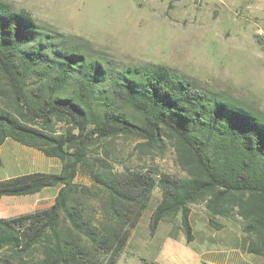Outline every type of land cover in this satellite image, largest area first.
Instances as JSON below:
<instances>
[{
    "label": "trees",
    "instance_id": "16d2710c",
    "mask_svg": "<svg viewBox=\"0 0 264 264\" xmlns=\"http://www.w3.org/2000/svg\"><path fill=\"white\" fill-rule=\"evenodd\" d=\"M122 133L153 147L164 135L173 139L186 176L157 172L155 180L90 159L95 137ZM6 138L59 158L63 168L0 182V195L60 185L50 207L0 219V254L7 252L0 264H29L24 256L33 250L32 264H115L154 185L160 199L152 228L179 212L190 240L189 205L203 201L212 217H240L244 247L264 255L263 118L166 65L120 68L88 55L0 0V144ZM80 165L92 185L75 181ZM99 192L102 224L86 202Z\"/></svg>",
    "mask_w": 264,
    "mask_h": 264
},
{
    "label": "rangeland",
    "instance_id": "374dc122",
    "mask_svg": "<svg viewBox=\"0 0 264 264\" xmlns=\"http://www.w3.org/2000/svg\"><path fill=\"white\" fill-rule=\"evenodd\" d=\"M3 1L63 34L88 55L120 68L166 65L264 119V0ZM89 151L92 161L105 160L112 172L141 171L155 180L157 172L186 176L177 164L174 140L166 135L155 147L134 133L95 137ZM75 181L92 185L82 165ZM100 194L86 200L96 224L106 219ZM159 199L154 185L145 202ZM37 257L33 250L24 260L32 264ZM10 260L9 264H26Z\"/></svg>",
    "mask_w": 264,
    "mask_h": 264
},
{
    "label": "crops",
    "instance_id": "0c3cea01",
    "mask_svg": "<svg viewBox=\"0 0 264 264\" xmlns=\"http://www.w3.org/2000/svg\"><path fill=\"white\" fill-rule=\"evenodd\" d=\"M62 168L59 158L14 139L6 138L0 144V182L32 173L58 174ZM59 188L55 185L33 194L0 195V219L50 207ZM157 203H146L115 264H264V255L244 247L240 217H212L204 202L192 203L187 214L192 238L187 240L179 212L151 227Z\"/></svg>",
    "mask_w": 264,
    "mask_h": 264
}]
</instances>
